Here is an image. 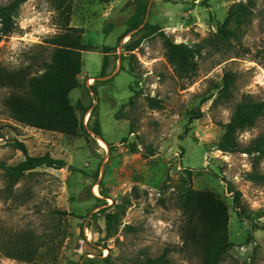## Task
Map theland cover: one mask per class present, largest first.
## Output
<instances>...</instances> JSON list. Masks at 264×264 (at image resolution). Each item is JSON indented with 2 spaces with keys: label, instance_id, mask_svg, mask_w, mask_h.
I'll return each instance as SVG.
<instances>
[{
  "label": "rangeland",
  "instance_id": "374dc122",
  "mask_svg": "<svg viewBox=\"0 0 264 264\" xmlns=\"http://www.w3.org/2000/svg\"><path fill=\"white\" fill-rule=\"evenodd\" d=\"M11 1L0 0V7ZM136 5L74 0L71 26L82 28L84 44L94 47L82 53L81 87L71 94L73 105L90 108L77 136L15 121L5 106L12 90L0 87V162L25 160L16 141L32 157L49 154L66 162L63 169L27 173L9 192L0 170V264H141L166 247L179 250L184 186L214 193L229 209L233 246L222 264H264V183L247 179L248 173L264 175V158L217 149L236 103L247 96L264 103V0H150L146 22L175 43L200 50L190 80L176 75L159 36L124 50L130 37H119ZM56 14L51 0L24 3L15 32L0 40V68L42 73L51 62V39L61 33ZM227 21L237 36L219 43L215 35ZM105 46L114 50L108 76L100 78ZM228 73L235 76L233 96L218 100ZM148 98L158 99L161 108H151ZM96 107L103 139L91 131ZM194 114L200 118L191 123ZM263 133L261 120L237 139L246 146ZM232 191L241 193L243 218ZM107 215H116L111 228ZM26 234L45 244L35 260L7 258L3 247ZM169 258L173 264L200 263L181 252Z\"/></svg>",
  "mask_w": 264,
  "mask_h": 264
},
{
  "label": "trees",
  "instance_id": "16d2710c",
  "mask_svg": "<svg viewBox=\"0 0 264 264\" xmlns=\"http://www.w3.org/2000/svg\"><path fill=\"white\" fill-rule=\"evenodd\" d=\"M27 1L13 0L0 7V40L15 32V18L20 7ZM51 1L57 13L55 22L61 30V33L51 39L53 45L51 62L45 63L43 72L37 74H33L29 67L12 72L0 68V87L12 90L5 100V106L9 116L15 121L39 130L77 136L85 129L84 117L90 108L85 107L80 101L76 106L73 105L71 94L81 87L78 76L82 73L83 68L82 53L92 51L94 47L84 44L82 28L71 26L74 0ZM100 1L109 2L110 0ZM149 3L150 0H137L135 13L127 20V29L119 37V42L130 37L124 45V50L133 52L139 47L142 40L159 36L165 49V57L176 75L186 80L196 77L199 65L195 61V57L200 54V50L183 43H175L159 26L147 23ZM228 23L229 21L215 35L217 42L227 43L231 38L237 36V31L230 30ZM110 32L108 28L105 29L106 34ZM113 50L111 47H103L105 56L100 78L108 76L110 53ZM97 82L95 81V83ZM234 86V74H226L218 100L221 98L228 100L232 97ZM92 89L97 93L94 86ZM147 101L151 108H161V102L158 99L148 98ZM97 111L96 107L90 114V119H95L91 131L98 138L103 139ZM199 118L200 115L194 114L190 117V122ZM261 120H264V103L253 100L249 96L245 97L234 105L232 118L223 127L224 133L217 149L224 153H241L263 159L264 133L251 140L246 146H242L237 139L240 133L254 128ZM13 146L21 151L26 158L13 166L0 162V170L5 172L4 177L9 184L7 191H12L13 187L27 173L38 168L63 169L66 166L63 159L52 158L49 154L38 157L28 155L27 147L22 142L16 141ZM188 174L191 175V172L189 171ZM247 179L259 184L264 183V175L257 172L248 173ZM232 192L237 213L240 218H243L246 210L241 203V193L239 191ZM179 205L184 218L181 227L182 248L177 250L166 247L160 257L147 258L141 264H173L169 258L173 252L197 257L200 260L199 264H222L225 255L233 246L229 240L230 214L227 205L214 193L195 190L191 186H184L180 190ZM115 219L116 215H107L109 228ZM44 245V243H37L34 237L26 234L3 248L7 258L32 263L39 249Z\"/></svg>",
  "mask_w": 264,
  "mask_h": 264
}]
</instances>
